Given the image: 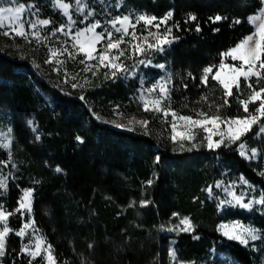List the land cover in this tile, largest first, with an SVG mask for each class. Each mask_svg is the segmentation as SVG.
Here are the masks:
<instances>
[{
	"label": "trees",
	"instance_id": "16d2710c",
	"mask_svg": "<svg viewBox=\"0 0 264 264\" xmlns=\"http://www.w3.org/2000/svg\"><path fill=\"white\" fill-rule=\"evenodd\" d=\"M19 1L41 5L40 17L52 24L43 34L59 39L56 30L64 18L50 0ZM263 1L134 0V6L158 19L172 13L173 43L165 57L174 76L171 111L193 118L205 112L225 120L248 115L239 103L247 99L244 81L239 92L234 87L226 97L217 81L205 84L202 76L204 68L220 63L221 53L253 33L249 19ZM216 16L222 19L214 22ZM4 32L0 29V116L11 115L16 172L0 204L14 215L22 192L33 190L35 222L57 264H173L167 229L183 218L194 232L175 237L179 264H202L212 251L232 255L240 264H264V246L228 243L219 232L234 220L252 222L264 232V216L221 213L209 194V189L221 193L229 183L244 180L264 195V140L249 143L260 153L251 162L235 145L217 151L205 143L183 148L171 139L170 118L142 112L132 99L135 83L100 77L92 78L88 88H74L67 73L78 62L75 55L50 54L47 65L42 51L56 48ZM116 115L149 123L122 130L109 123ZM254 133L257 128L250 136ZM7 161L0 149V168ZM11 224L18 230L23 221L12 217ZM21 247L19 238H10L4 264H38Z\"/></svg>",
	"mask_w": 264,
	"mask_h": 264
},
{
	"label": "rangeland",
	"instance_id": "374dc122",
	"mask_svg": "<svg viewBox=\"0 0 264 264\" xmlns=\"http://www.w3.org/2000/svg\"><path fill=\"white\" fill-rule=\"evenodd\" d=\"M48 1V0H47ZM44 0L43 2H47ZM52 9L55 12H59L60 15L64 18V22L61 23L60 27H64L65 32H69V20L68 17L64 14L63 10L58 8L56 6L55 0H50ZM63 3H67L70 5L69 8V14L72 16V19L75 21V24L70 26V35H65L64 33H60L59 39L46 37V34H43L44 31L49 28L52 24L49 23L48 25H40L37 24V27L35 29H32L28 26V24H25V31L28 32L27 38L22 37L26 40L27 43H36L40 45L42 48H56V50H60L63 48H67L68 52L73 53V56L75 55V61H78L73 65V68L71 72L67 73L68 76H73V82L76 85L74 88H80L85 89L88 88L91 84L92 78H109L112 82L117 81H123L125 83H135L137 85V90L132 95V99H135L142 107V112L152 114L153 116H163L161 113H156L153 111H144L143 110V101L141 100V96L143 95L146 98L154 99L159 95L158 90L156 92L149 93L147 90L152 87V85L157 84L158 82H164L169 81L167 87L169 89V96L168 99L164 101V104L169 106V98L173 89V71L171 67V63L165 61V57L167 56L168 52L170 51V47L173 43V34L171 31V34L168 36V39L171 41V43L163 44L162 50H157L156 48H148V44L156 45L157 41L154 38L155 36H163L165 35L166 29L171 28L168 23L171 20L168 19L165 23H161L162 19H158L156 21H153V25L160 24L159 29L152 25H145L142 21L139 24H135L136 18L140 15H145L148 17H152V15L148 14L145 9L136 7L133 5L134 0H81L80 4L77 5L76 0H62ZM19 4H22L25 6V11L21 14L23 20H30V21H38L43 20L40 16L42 13L41 5L29 3L25 4L23 2H20L19 0H16V3L10 4L7 2V0H0V6L3 7H15ZM45 4V3H44ZM83 8V12H80L78 9ZM89 13H91L89 15ZM123 16H129L132 22L135 24V27H129V33H135V38H133L132 35H128L124 37V43H121L120 50L124 52V55L120 57L119 60L115 61L117 64H122L124 67V71H117L115 77L112 76V71L114 69L111 68H105L103 66L99 65V60L93 59V60H87L83 53H80L77 48H73V37L77 30L83 29L97 21H99L101 27L97 28V32L104 31V29H107L108 31H112L113 33V40L118 39L120 37L119 33L115 32V29L112 28L109 21L114 20L116 17H123ZM262 17L264 18V4L262 10L255 16V17ZM172 17V16H171ZM254 17H252L249 20L250 25L253 28V33L257 27V25L260 23V21H257L256 23H252ZM120 25H117L119 27ZM3 30L10 31L8 28H3ZM173 30V29H172ZM33 32H39L40 37L36 38L32 35ZM252 33V34H253ZM50 34V33H49ZM48 34V35H49ZM53 34V32L50 34V36ZM154 34V35H153ZM9 35L17 36L15 33H11ZM21 37V36H18ZM145 38H147L145 40ZM106 40L101 41L97 44V52L94 53L95 56L98 57L99 53L103 51V48L106 45ZM138 45L140 48L145 49L143 52H140L139 50L134 51V46ZM43 52V58L42 60H45V63L48 65L49 61L48 56H50L51 52L49 53V50L42 51ZM49 54V55H48ZM78 54L83 55V58L85 60V63H80V60L78 59ZM117 55V52L115 49L110 50V56L115 57ZM72 56V57H73ZM51 61V60H50ZM74 61V59H73ZM164 62V63H163ZM225 62L229 64H235L236 66H239V61H232L230 58H225ZM51 63V62H50ZM159 65H164L163 68L159 67ZM91 70H85L86 68H89ZM216 69L214 68L213 73H215ZM72 73V74H71ZM69 77V81H70ZM67 79V81H68ZM211 76H209V80H211ZM244 79H240V86L241 82H243ZM252 81H254L253 85L256 87L257 90L260 88L261 83L263 80L260 81L259 85L255 83V78H252ZM245 82V81H244ZM246 85V84H245ZM234 88V87H233ZM246 93L245 96H249L250 89L245 87ZM241 90V89H240ZM241 91V94H243ZM151 107V104L149 105ZM259 106V101L255 103L249 104V112L255 114L254 109ZM177 115V114H176ZM214 116V115H212ZM247 116V115H246ZM179 115H177L176 124H177V132H184L187 128H191V135L194 137L193 139H181L180 137L177 138V140L173 141L177 143V145L180 144L181 147H186L187 143L196 144L197 147H199L202 144L205 143L207 147V141L205 137L209 135L210 133H207L201 128L200 126L196 125H186V122L180 121L178 119ZM211 117V116H210ZM220 117V116H219ZM165 118V117H163ZM170 118V122H172L173 117L169 115L167 118ZM193 118V117H192ZM193 119H203V117H196ZM222 120H225L224 118H221ZM263 117L258 121V123L253 124L251 127V130L248 131L246 134L242 135L240 140L236 141L235 143H230L227 139H225L224 144H222L219 148L209 149L217 151L222 147L225 146H238L241 143L245 144V151L247 152V157L243 156L248 162L251 161H257L259 159L260 153L258 150H256V155L252 157L251 154V146L249 143L252 140H260L263 142L264 140V132L260 131V128L264 126V123L262 122ZM11 115H1L0 116V149H2L4 152L8 155V161L4 163L3 168H0V179L6 180V188H0V197H5L8 193V187H9V181L14 176L16 172V168L13 165V144H14V138H13V131L12 126L10 123ZM136 121H140L139 116H121L116 115L114 118L109 120V123L117 127L116 125H122V127H117L118 129L127 130L132 129L133 127H137L140 125L139 123H136ZM208 128H211L213 130V133L217 130L216 126L212 124L206 125ZM254 128H257V133H254L250 136L251 132ZM219 130L226 132L227 125L224 123H219ZM172 131V129H171ZM173 133L171 132V137ZM213 141L220 140V136L214 135L212 136ZM243 141V142H242ZM8 144L9 147H4L3 145ZM241 155V154H240ZM242 156V155H241ZM251 157V158H248ZM31 190V189H28ZM26 191V190H25ZM22 192L21 198L23 196ZM32 196H31V210L28 211L26 209H21L19 212L16 211V213L8 217L7 226L12 229V231L9 233V235L6 237V244H5V254L3 256H0V264H4V259L7 255V246L9 243V239L12 237L19 238L22 242L21 247V253L25 254L31 262L38 264H50L48 260L49 252L51 256L53 257L52 264H57V261L55 259L53 249L52 247L49 249V244L47 243L46 239L44 238V235L42 232L38 229L35 217H34V198H33V190H31ZM210 196L217 202L219 210L221 213L227 214L228 212L233 211H240L245 213H251L254 216L258 214L259 216H264V203H261V201H264V195L253 185L247 183L244 180L239 181L238 183H229L228 185L224 186L222 188L221 193L212 192L209 191ZM239 198V202L238 199ZM21 201V199H20ZM248 204L250 207L245 208L242 205ZM1 205V204H0ZM20 205V202H19ZM3 206V205H2ZM19 208V207H18ZM4 209V208H3ZM12 217L16 221H23L22 228H24L25 224H30L31 227H28L24 229L25 235L18 236L15 233L20 231L21 229L15 230L12 227L11 219ZM184 219V218H183ZM178 219L176 222V225L174 227H170L167 229V233L170 234L173 237V240L171 241V260L173 264H177V257H176V240L175 237L179 236L180 234H191L194 232L193 225L191 224V229L188 231H183L182 229L186 227V225L181 224V220ZM34 222V223H33ZM239 224L240 227L235 229V234L240 235L242 239L247 240V243H242L240 240L231 239L229 236L224 235V227L228 226V230L231 232L234 225ZM2 226V225H0ZM245 229L252 230V234L257 237V239H252L251 236ZM219 232L223 238L228 243H237L242 245L243 247H249L253 244H256V247H262L264 246V232L259 230L254 226L252 222H244L242 220H234L227 223H223L220 228ZM39 241H42L40 246V254L37 255L35 258H33L29 252L36 250V245ZM27 246L28 251H25V247ZM250 248V247H249ZM174 253V255H173ZM262 260L264 262V256H262ZM179 264V263H178ZM181 264V263H180ZM202 264H240L237 260L232 257V255H229L227 253H219L217 251H212L206 261Z\"/></svg>",
	"mask_w": 264,
	"mask_h": 264
},
{
	"label": "snow or ice",
	"instance_id": "6c2138e0",
	"mask_svg": "<svg viewBox=\"0 0 264 264\" xmlns=\"http://www.w3.org/2000/svg\"><path fill=\"white\" fill-rule=\"evenodd\" d=\"M8 3L14 4L16 0H7ZM81 0H76L77 5H79ZM56 6L63 10L64 14L68 17L69 20V32H65L64 27L58 28L56 31L64 33L66 36L70 35V26L75 24V21L72 19V16L69 14L70 5L67 3H63L62 0H55ZM80 12H83V8L78 9ZM25 11V6L19 4L15 7H3L0 6V29L8 28L10 31H6L3 34L9 35L11 33H15L17 36L27 38L28 32L25 31V24L27 23L28 26L32 29L37 27V24L40 25H48L50 21L48 20H38V21H26L22 19V13ZM91 13H89L90 15ZM172 13L169 12L161 21V23H165L168 19H170ZM191 20H195V16H190ZM222 18L220 16H216L214 19L215 21H220ZM157 18L155 16L148 17L145 15H140L136 18L135 24H139L141 21L145 25H152L159 29L160 24L153 25V21H156ZM260 21L257 25L253 34L245 37L239 44L235 47L229 49L227 52L221 53V61L218 65H210L203 69V76H202V83L207 84L209 76L214 81H217L222 88L224 89L225 96L230 97L232 96V89L235 87L237 92L240 91V79L243 78L246 84V87L250 89V94L246 100H239L240 105L243 108L245 113H248L247 116L244 117H234L229 118L227 120H222L219 116H208L205 112H200L198 115L203 117V119H193L191 116H179L178 119L180 121L186 122V125H196L203 128V130L207 133H210L205 137L207 141V147L209 149L219 148L222 144H224L225 139H227L230 143H235L236 141L240 140L241 136L246 134L248 131L251 130L253 124L258 123V121L264 117V87L259 88V90L254 87L252 78H255V83L259 85L261 80H264V18L262 17H254L252 23H256ZM239 23V21H236ZM112 28L115 29L116 33L120 34L118 39L113 40V33L112 31H108L104 29V31L97 32L96 29L101 27L99 21L83 28L77 30L73 37V48H77L80 53H83L87 60L97 59L99 60V65L105 68L114 69L112 71V76L115 77L117 71H124V67L122 64H117L115 61L119 60L121 56L124 55V52L120 50L121 43H124V37L128 35H132L135 38V33H129V27L134 28L135 24L132 22L129 16L123 17H116L114 20L109 21ZM117 25H120L117 27ZM176 27L178 28L179 25L177 24ZM172 29L167 28L165 35L163 36H155L154 38L157 41L156 45L148 44V48H156L157 50H162L163 44L171 43L168 39V36L171 34ZM196 31H200L199 25L196 27ZM218 31V29H217ZM33 36L36 38L40 37L39 32H33ZM147 38H145L146 40ZM107 41L103 51H101L97 56L94 55L97 52V44L101 41ZM115 49L117 55L115 57L110 56V50ZM139 50L143 52L145 49L140 48L138 45L134 46V51ZM65 52L68 53L69 56H73V53L68 52L67 48H63L60 50L53 49L51 52L52 57H56L59 54H64ZM74 58V56H73ZM225 58H230L232 61H239V66L235 64H229L225 62ZM46 62H51L46 61ZM80 63H85V60H81ZM159 67L163 68L164 65H159ZM214 68L216 69L215 73H213ZM85 70H91L90 67L86 68ZM169 81L158 82L157 84L152 85L147 91L149 93L156 92L158 90L159 95L154 98H146L143 95L141 96V100L143 101V110L153 111L156 113H161L163 117L167 118L169 115L173 117L171 122V129H172V137L173 141L177 140L178 137L181 139H193L194 137L191 135V128H187L184 132H177V124L176 119L177 115L174 111H171L170 107L164 104V101L168 99L169 96V89L167 87ZM74 87L76 85H73ZM83 97H81L82 99ZM207 99V97H205ZM259 101V106L254 109L255 114L249 112V104L255 103ZM151 104V107L149 106ZM99 119V117H97ZM31 123V122H29ZM142 127H147L149 123L146 120L143 121H136ZM219 123H224L227 125L226 132L219 130ZM212 124L216 126V131L213 133L211 128H208L206 125ZM117 127H122V125L117 124ZM131 130V129H130ZM35 131V129H33ZM261 132H264V126L260 128ZM218 135L220 136V140L213 141L212 136ZM38 138V137H37ZM80 140V137H77ZM82 142V141H81ZM4 147H9L8 144L3 145ZM240 154L242 156L247 157V152L245 151V144L241 143L239 145ZM252 157L256 155V149H251ZM251 158V157H248ZM159 160V157H157ZM56 171L59 172L61 169L59 167L56 168ZM151 184V181H148ZM0 188H6V180L0 179ZM209 191H211L209 189ZM31 190H26L23 193V196L20 201L19 208L16 209L19 212L21 209H26L28 211L31 210ZM238 202H239V198ZM147 203V202H142ZM264 203V201H261ZM245 208L250 207L248 204L242 205ZM12 213L6 212L3 209V206L0 205V256L5 254V244H6V237L12 231L7 226L8 217L11 216ZM34 223V222H33ZM182 225H186L182 230L188 231L191 229L190 221L187 218L181 220ZM31 227L30 224H25L24 228L20 231L16 232L15 234L18 236L25 235L24 229ZM225 231L224 235L229 236L231 239L240 240L242 243H247V240L242 239L240 235L235 234V229L239 228L240 225L236 224L233 226L231 232L228 230V226H223ZM249 233L252 239H257L255 235L252 234V230L245 229ZM42 241H39L36 245L35 251H30L29 254L35 258L37 255L40 254V246ZM51 248V245L48 246ZM25 251H28L27 246L25 247ZM174 255V253H173ZM48 260L50 264L53 262V257L51 256L50 252L48 255Z\"/></svg>",
	"mask_w": 264,
	"mask_h": 264
}]
</instances>
